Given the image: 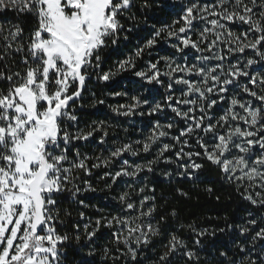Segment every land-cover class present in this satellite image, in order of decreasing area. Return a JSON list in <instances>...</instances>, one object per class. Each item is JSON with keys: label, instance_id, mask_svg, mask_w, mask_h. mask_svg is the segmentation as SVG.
Here are the masks:
<instances>
[{"label": "snow or ice", "instance_id": "snow-or-ice-1", "mask_svg": "<svg viewBox=\"0 0 264 264\" xmlns=\"http://www.w3.org/2000/svg\"><path fill=\"white\" fill-rule=\"evenodd\" d=\"M149 7L151 5L145 0L140 10ZM161 7L169 8L178 19L150 34L142 46H135L132 55L117 59L109 71H103L102 65L110 63L113 56L124 54L121 45L126 49L131 44L129 33L133 27L126 22L135 24L133 9L137 8V0H0V12L12 11L20 17L6 34L4 26L0 25V82H3L0 87V264H72L67 252L73 241L79 245L73 250L78 254L88 244L95 243L101 227L115 228L111 242L116 245V251L120 252L119 246L123 244L127 251L120 256L136 262L138 249L149 246L154 237L162 234L159 226L145 219L156 212L155 204L148 203L155 197H144L137 208L129 193L121 194L118 200L126 211L138 212L136 220L140 223L121 215L97 219L91 231L89 224L84 225L83 244L79 226L72 235L58 228L64 224L62 211L63 215H70L60 208L59 202L66 195L75 199L81 191L96 192L91 185L81 189L75 182L79 178L77 172L92 174L87 163L90 157L82 155V145L78 142L93 139L97 132L108 136L104 121H94L87 129L79 127L75 104L83 99L87 82L92 77L113 87L116 96L127 95L115 91L118 82L112 83L117 75L125 72H132L139 78V87L153 86L149 92L158 91L156 86L166 88L165 105L157 102L147 112L138 111L149 103L148 98L132 96L131 103L113 107L112 111L124 117L152 116L164 111L165 107L170 108L181 120L190 121L179 137L172 138L187 146V140L182 141L180 137L196 135V144L202 149V152L181 149L178 156L190 161L182 166L181 175L193 179L195 173L205 167L193 157L202 156L227 182L245 181L237 185L244 189L240 193L242 198L264 209V0H215L211 6L191 0L180 7L178 13L175 5ZM209 16L215 19L208 20ZM197 21H206L210 27L201 28L199 38L193 39L190 33L198 28ZM144 23L154 27L147 25L146 20ZM233 24L247 27L237 33L230 27ZM162 34L172 41L170 46L175 52L184 54L185 58L186 49L200 53L193 58L198 62H177L163 56L166 72L159 71V61L150 64L148 71L133 72L136 60L146 49L154 48ZM249 52L251 55H247ZM232 57H236L235 63ZM162 76L168 78V83ZM242 77L247 78V83H241ZM175 85L184 86L180 89L181 98L174 99ZM237 88L259 101L260 106L238 98ZM96 103L104 104V100ZM173 104L187 107L182 109ZM197 111L199 116L195 115ZM173 126L172 123L163 126L157 123L149 142L143 144V152H149L160 137L168 136L169 133L162 129ZM104 142L102 138L100 143ZM171 147L164 144L160 154ZM125 152L139 154L131 145H123L103 159V166L107 167ZM95 159L101 160L100 157ZM154 163L156 161H149L148 165H137L131 171L105 175H111V184H116L122 177L135 178L142 171L152 172ZM91 167L99 168L101 164ZM139 191L143 193L144 188ZM207 191L212 192V189ZM170 214L175 217L176 212ZM80 216L83 218L84 213ZM164 219L160 217L161 221ZM256 223L255 219L248 221L252 226ZM232 227L227 225L219 231L225 232ZM250 233L252 247L260 243L261 248L258 258L249 257L247 264H258V261L264 264V226L254 233L247 226L239 229L240 236L247 237ZM207 234L206 231L196 233L197 236ZM195 244L200 245L201 240L197 239ZM162 247L165 250L156 264H173L181 249L185 250L182 253L185 264H198L197 253L188 250L185 242L175 234L170 235ZM239 250L245 252L247 249L239 247ZM110 251L104 249L105 258ZM86 255L93 257L95 252L89 249ZM219 255L224 257V264H234L226 251ZM120 256H112L113 264ZM78 264H93V261L81 257Z\"/></svg>", "mask_w": 264, "mask_h": 264}, {"label": "trees", "instance_id": "trees-1", "mask_svg": "<svg viewBox=\"0 0 264 264\" xmlns=\"http://www.w3.org/2000/svg\"><path fill=\"white\" fill-rule=\"evenodd\" d=\"M190 2L191 0H147L151 7L141 11L140 6L145 3V0H137V8L133 9L136 13V22L135 24L132 21L126 22L127 26L133 27V31L129 33L131 44L126 49L121 45L124 54L122 56H113L110 63L102 65V70L109 71L111 65L117 59L132 55L135 51V46H142L144 40L149 38L150 34L165 25L172 24L174 20L178 19L174 12L167 7H161V5H175V11L178 13L180 7ZM196 2L211 6L215 0H196ZM19 19L20 17L15 12H0V25L4 26L5 34L7 29L13 23L18 22ZM211 19H215V17L209 16L208 20ZM145 20L147 25H154V27L146 26ZM197 23L198 28L196 31L190 33L193 39L199 38V30L201 28L210 27L206 21H197ZM179 26L175 25L177 28ZM230 27L233 31L239 33L247 26L233 24ZM171 42L166 39L165 34H162L158 38L155 47L146 49L144 55L136 60V68L132 71H148L150 64L159 61V71L161 73L166 72L168 68L165 60L161 59L163 56L171 57L177 62H198L193 58L198 57L200 53L186 49L187 57L185 58L184 54L175 52L170 46ZM204 55H210V53H204ZM247 55H251V53L249 52ZM231 61L235 63L236 57H232ZM241 64H243V60H241ZM224 66L227 68L228 63L225 62ZM256 67L258 68L259 65ZM161 78L165 83H168L167 77L162 76ZM189 79L196 78L189 77ZM117 82L118 85L115 87V91L125 92L127 95H114L113 87L92 77L87 82L83 92V99L75 104L81 129L91 127L94 121H104V130L108 132V136L103 137L102 132H97L93 139L87 142H78L79 145H82L80 146L82 155L90 157L87 163L92 174L87 175L83 172H77L76 175L79 178L75 182L81 189L91 185V187L96 189V192L81 191L75 199L70 195H66L59 203L60 208L70 213V215L65 216L62 211L61 219L64 224L58 225V228L72 235L76 227L79 226L81 243L83 244L85 243L84 225L89 224V231H91L92 227H95L97 219L121 215L135 223H140L141 221L136 220L138 212L126 211L118 200L121 194L129 193V198L137 205V208H139V203L144 197H155L154 201L149 200L148 203L155 204L156 212L153 213L152 217L145 219L151 220L154 226H159L162 234L159 237H154L152 244L149 246L139 248L137 261L132 262L128 260L127 256H120L121 252L127 251L123 244L119 246L120 252H117L116 245L111 242V234L116 229L101 227L97 233L95 243L88 244L78 254L74 253L73 250L78 249L79 245L73 241L67 252L69 261L72 264H78L80 258L84 257L92 260L93 264H113L112 256H120V260L116 264H156L159 255L165 250L162 244H166L172 234L182 239L188 250L197 253L198 264H224V257L219 255L221 251H226L229 259L234 261V264H242V262L247 264L249 257L257 259L260 255L261 244L257 243L255 248H253L250 242L251 233L247 237L239 235L241 227L247 226L254 233L264 226V219H262L264 217V209H259L245 201L240 194L244 191L243 187H237L238 184L242 185L246 182H227L223 178V174L214 166L208 165L202 156H194L193 160L205 164V167L196 172L193 179H187L182 176L181 173L184 171L182 166L190 163V161H188L187 157L180 158L178 156L181 153V149H183V152H202V149L196 144V135L180 137L182 141L187 140V146L183 143H177L172 138L179 137L180 132L186 129L190 121L181 120L168 107L152 116L134 115L132 117H124L116 115L112 108L121 104L131 103L132 96H137L141 99L144 97L148 98L149 103L138 109V111L147 112L148 108L154 103L158 102L165 105L168 95L164 87L156 86L158 91L155 92L148 91V89L153 87L151 85H144L143 88L139 87V78L133 75L132 72L117 75L112 83L116 85ZM241 83H247V78L242 77ZM0 87H3V82H0ZM183 87L182 85H175L174 99L181 98L180 89ZM236 94L238 98L243 99L245 102L257 107L260 106L259 101L247 96L240 88L236 89ZM98 100H104V104L96 103ZM94 104L95 106H93ZM173 106L182 109L187 107L175 104ZM195 115L199 116V112L197 111ZM157 123L161 126L172 123L174 126L171 129H162L169 133L168 136L160 137L152 144L150 151L145 153L143 152V144L149 142V137L153 135V130ZM200 135L203 136L202 133ZM102 138L105 140L104 143H100ZM204 138L207 139V137ZM164 144H170L172 147L161 155L160 149ZM123 145H131L132 149L139 154L134 156L131 152H125L118 159H113L107 167L103 166V159L109 158L112 151ZM74 151L75 149H73V154ZM96 157H100L101 160H96ZM124 161H127V164ZM149 161H156V163L151 165L153 171H142L135 178L122 177L116 184H111V175H105L106 173L113 174L121 170L131 171L137 165H148ZM95 163H100L101 167L92 168L91 166ZM169 173L171 175H166ZM196 176L199 179H196ZM110 184L111 187L108 186ZM140 188H144L143 193L139 191ZM208 188H211L212 192H208ZM181 192L187 193V195L181 196ZM81 201L83 203H80ZM172 211L176 212L175 217L170 214ZM81 212L84 213L83 218L80 216ZM161 216L165 217L162 221L160 220ZM250 219L257 221L255 226L248 224ZM227 225H232V229L225 232L219 231L220 228H227ZM205 231L208 233L205 236L196 235L198 232ZM212 233H215V235H212ZM123 234L127 235L126 230H124ZM197 239L201 240L200 245L195 244ZM237 245L246 247L247 250L240 252ZM132 247L135 248L136 245L132 244ZM105 248L111 250L107 258L104 256ZM89 249L95 252L93 257H87L86 254ZM183 251L185 250L181 249L176 254L173 264H185L186 258L182 257ZM190 264H195V262H190Z\"/></svg>", "mask_w": 264, "mask_h": 264}]
</instances>
